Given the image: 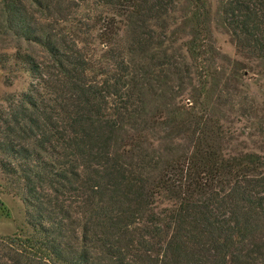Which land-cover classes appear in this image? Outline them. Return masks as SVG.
I'll return each mask as SVG.
<instances>
[{
	"label": "trees",
	"instance_id": "trees-1",
	"mask_svg": "<svg viewBox=\"0 0 264 264\" xmlns=\"http://www.w3.org/2000/svg\"><path fill=\"white\" fill-rule=\"evenodd\" d=\"M185 2L168 30L177 0H0V34L42 53L0 54L30 78L0 107L30 230L0 236V264H264V161L224 151L221 106L247 96L220 93L207 0ZM216 21L264 64V0H218Z\"/></svg>",
	"mask_w": 264,
	"mask_h": 264
},
{
	"label": "rangeland",
	"instance_id": "rangeland-1",
	"mask_svg": "<svg viewBox=\"0 0 264 264\" xmlns=\"http://www.w3.org/2000/svg\"><path fill=\"white\" fill-rule=\"evenodd\" d=\"M210 8V33L213 43L218 51L215 59L217 77L220 81L218 88L221 94L229 92L234 95L235 101L242 103L243 96H247L245 113L240 109V104H236L231 109L229 105L221 106L227 113V118L223 124L229 128L230 136L226 142L224 151L228 154L254 152L264 161V64L258 60L246 58L235 52L228 35L219 27L216 21V8L218 0H207ZM188 9L185 0H177L175 11L171 12L168 18V30L180 26L182 14ZM156 31L158 29L156 28ZM173 46L188 61L183 41L187 35H179ZM22 52L42 54L41 49L16 38L10 32L0 34V54H12L15 50ZM235 63H239L240 72L243 73L238 80H234L231 71ZM196 77L193 76L192 83L196 85ZM30 81L29 75L12 57L0 64V107L6 105V98H16L19 93L27 88ZM236 89H232V88ZM187 95H183V101L187 102ZM252 108H250L249 107ZM4 207V210L1 209ZM30 230L25 223L23 205L20 199L12 193L6 191L5 180L0 172V236L17 234H27Z\"/></svg>",
	"mask_w": 264,
	"mask_h": 264
}]
</instances>
